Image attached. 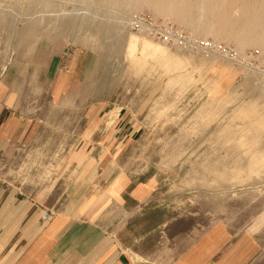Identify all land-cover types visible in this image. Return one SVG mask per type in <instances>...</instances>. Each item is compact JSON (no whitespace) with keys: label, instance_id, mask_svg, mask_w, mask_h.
Returning a JSON list of instances; mask_svg holds the SVG:
<instances>
[{"label":"rangeland","instance_id":"1","mask_svg":"<svg viewBox=\"0 0 264 264\" xmlns=\"http://www.w3.org/2000/svg\"><path fill=\"white\" fill-rule=\"evenodd\" d=\"M64 1L53 3L62 5L65 16L94 13V24L106 20L104 8ZM29 2L0 0V18L5 14L7 20L0 22V88L12 118L0 129V192L38 194L76 184L83 197L85 177L112 163L110 169L121 174L150 178L160 192L155 203L168 206L182 222L198 230L222 226L233 234H250L264 246V166L250 169L253 154L260 160L253 161L264 163L262 50L240 52L233 41L194 36L184 23L147 7L111 19L119 24V38L105 39L92 25L70 33L50 25L19 39L9 25L22 27V17L37 7L36 0ZM139 17L174 33L165 40L137 30L133 21ZM129 34L165 46L182 66L170 71L148 58L136 68L124 55ZM81 51L97 57L99 68L91 80L73 82L68 68ZM58 82L62 88L55 97ZM63 96L69 102L61 106ZM114 112V123L119 115L136 129L132 141L118 147L116 159L110 142L115 125L107 126ZM89 126L94 129L86 138ZM91 145L99 147L86 152ZM78 153L82 158L75 160ZM149 189L139 188L144 194Z\"/></svg>","mask_w":264,"mask_h":264},{"label":"crops","instance_id":"2","mask_svg":"<svg viewBox=\"0 0 264 264\" xmlns=\"http://www.w3.org/2000/svg\"><path fill=\"white\" fill-rule=\"evenodd\" d=\"M98 68V58L81 51L73 54L67 73L73 82H86ZM61 88L58 82L55 97ZM4 96L0 88V129L12 119ZM67 102L65 96L58 100L61 106ZM116 121L110 134L113 151L136 133L119 115ZM89 147L86 152L99 145ZM120 153L121 148L112 158ZM81 158L82 153L75 155V160ZM106 166L85 177L83 197L76 184L38 194L0 192V264H264V246L252 235L233 234L222 226L193 228L171 215L168 206L155 203L160 192L150 178L121 174L110 169L112 163ZM140 186L151 189L144 194ZM44 210L55 212L47 224L39 221Z\"/></svg>","mask_w":264,"mask_h":264},{"label":"bare ground","instance_id":"3","mask_svg":"<svg viewBox=\"0 0 264 264\" xmlns=\"http://www.w3.org/2000/svg\"><path fill=\"white\" fill-rule=\"evenodd\" d=\"M53 1L36 0V6L38 8L36 7L32 12H27L28 14L22 17V27L20 29H18L15 24L12 25L11 23V25H9L10 34L12 36H19V39H25L32 36L41 27L43 29V27L50 25H53L55 27L54 29H57L56 31L66 33L71 30L73 31L74 28H78L80 30H82L84 27L91 28L92 25V27L94 26L95 30L100 33L102 37H106L105 39H108L107 36L113 38L116 36V38H119L121 37L120 34L122 33L117 27L119 24L116 26V24H114V21L116 20L114 19L113 22H110L111 19L114 18L115 15H118L121 19L127 18L132 15V13H136L142 8L147 7L150 8L157 16L170 17L177 22L184 23V25L190 29L194 36L198 35L203 38L212 36L216 40L233 41L236 48L240 52L245 47L257 46L262 50V57L264 58V0H82L87 8L93 6L99 10L102 8L105 9L103 11V17L106 20L97 24H94L97 14L92 13L88 16V18L65 16L61 8L62 5L53 3ZM65 1L69 2L75 0ZM32 3L33 2L30 4L31 7ZM93 10L96 11L95 8ZM1 16L0 22L7 24L6 15L2 14ZM124 48L125 58L136 68L145 64L148 58L157 60L162 65V67L170 71L173 69L172 66H177V68L182 66V59L178 55L175 57L171 56L165 46L155 44L146 38H142L134 34H129L127 36ZM137 51L140 52V57L136 56ZM181 78L183 79L184 76H181ZM171 81H173V79ZM256 110L257 109H255V112ZM252 112L254 113V111ZM115 114L116 113L114 112L109 118V121L107 122L108 127L114 123L113 118L115 117ZM93 128V126H89L86 130V133H90ZM249 138L251 139L253 137L249 136ZM259 151H261V149H258L255 152L257 153ZM247 155L249 156L248 153ZM251 157L252 160L250 161L252 162V165L250 166V169L252 172H257L259 167L264 166V163H257V161H253V159L258 160V156L256 157L254 154ZM260 159L262 160L261 157ZM260 173L258 172V174Z\"/></svg>","mask_w":264,"mask_h":264},{"label":"built area","instance_id":"4","mask_svg":"<svg viewBox=\"0 0 264 264\" xmlns=\"http://www.w3.org/2000/svg\"><path fill=\"white\" fill-rule=\"evenodd\" d=\"M133 25L135 26V28H139L137 30L146 31L151 36L157 35V36H160V38H163L165 40H167L169 36L173 35L174 33L168 27L165 30H162L154 22L146 20L144 18H140V17L133 21ZM178 37L179 39L184 40L182 36H178ZM54 215H55V212L53 210H44L39 216V221L41 222V224H47L52 220Z\"/></svg>","mask_w":264,"mask_h":264}]
</instances>
